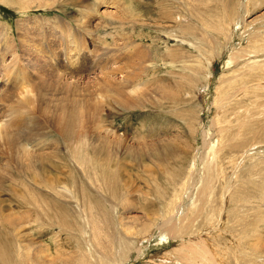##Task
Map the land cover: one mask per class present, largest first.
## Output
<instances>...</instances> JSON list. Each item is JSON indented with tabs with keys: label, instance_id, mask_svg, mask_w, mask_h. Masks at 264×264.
<instances>
[{
	"label": "rangeland",
	"instance_id": "rangeland-1",
	"mask_svg": "<svg viewBox=\"0 0 264 264\" xmlns=\"http://www.w3.org/2000/svg\"><path fill=\"white\" fill-rule=\"evenodd\" d=\"M16 52L85 136L0 190V264H264V0H0V98Z\"/></svg>",
	"mask_w": 264,
	"mask_h": 264
},
{
	"label": "bare ground",
	"instance_id": "bare-ground-1",
	"mask_svg": "<svg viewBox=\"0 0 264 264\" xmlns=\"http://www.w3.org/2000/svg\"><path fill=\"white\" fill-rule=\"evenodd\" d=\"M90 36L91 34L87 35L88 39ZM21 61L16 52L13 53L10 62L6 63V60H3L2 63V67L7 73L6 80L11 83V88L6 89L0 98V101L3 100L4 102L3 105L0 104V146L3 149V153L1 152L0 155L2 154V162L4 161L0 168V190L7 189L13 193L19 192L21 197H23L22 200L28 202V197L31 194L29 183L32 185L33 182H39L40 180L43 183L42 185L47 187V185L52 186L54 182L60 180L59 177L50 176L45 170L46 162H49L53 168L58 166L54 164L53 160L56 157L59 158L57 154L53 155L50 153L51 151L46 153L37 152L35 146L45 142L42 137H44L46 130L48 131L50 128L63 141L65 140L66 142L68 137H70V141L77 145L82 136H85L83 134L80 135V129L84 123V119H82L84 109L80 108V110H77L73 106L69 107L64 102V99L59 94L56 95L55 92L52 93L50 91L51 93L48 94L47 90H50L49 87L45 88L46 85L42 82L37 83V79H34L31 69L23 65ZM171 61L168 63L171 64ZM135 105H138V103ZM94 111V119L101 118V113L98 115L99 107H95ZM36 118L38 122L35 120ZM75 147L79 148L78 145ZM170 148H172V145L167 147L168 150ZM4 157L7 159H4ZM71 162L74 163L72 166L77 165L78 167L77 161L73 160ZM33 168L39 171V175L44 180L36 179L37 174H34ZM16 181L24 182V186L27 187H24V192L20 191L23 186L19 188L13 186V184L17 183ZM25 211H27V214L24 215L28 217L29 207H26ZM6 220L8 224L9 220H14V218L9 215ZM29 246L27 244V253H29ZM27 256L29 258V254Z\"/></svg>",
	"mask_w": 264,
	"mask_h": 264
}]
</instances>
